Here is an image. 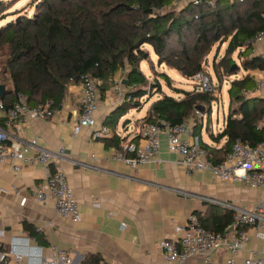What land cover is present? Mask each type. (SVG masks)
<instances>
[{
  "label": "trees",
  "instance_id": "trees-1",
  "mask_svg": "<svg viewBox=\"0 0 264 264\" xmlns=\"http://www.w3.org/2000/svg\"><path fill=\"white\" fill-rule=\"evenodd\" d=\"M173 1L41 0L37 14L0 27V55L7 59L1 112L7 114L18 96L33 108L51 101L56 110L65 101L67 87L80 84L83 76L102 83L101 89L119 78L126 81L121 85L124 98L105 121L110 128L128 110L140 108V101L150 97L151 86L160 98L150 105L144 124L183 125L191 120V132L213 165L221 164L237 141L257 146L264 140V99L247 94L254 88L249 73L264 71V60L254 55L251 45L253 37L264 31V0H214V6H209V0H200L179 9L172 8ZM3 11L5 4L0 2V15ZM223 44L217 65L213 58L214 77L221 81L223 72L235 77L239 70L243 75L230 83L225 126L214 134L208 127L214 94L196 87L191 91L171 88L169 76L158 69L166 67L188 80L199 72L209 76L204 71L207 56L215 45L214 53H219ZM234 54L238 66L232 59ZM143 63L152 80L141 69ZM160 79L172 89V95L162 92ZM198 106L204 108V127L211 141L217 144L225 139L219 148L201 141L203 124L197 119ZM122 143L115 135L109 141L117 150ZM209 208L204 216L196 214L201 226L211 232L222 231L231 222V212L218 206ZM23 228L39 247L47 246L34 227L24 224ZM6 252L0 246V254Z\"/></svg>",
  "mask_w": 264,
  "mask_h": 264
},
{
  "label": "crops",
  "instance_id": "crops-1",
  "mask_svg": "<svg viewBox=\"0 0 264 264\" xmlns=\"http://www.w3.org/2000/svg\"><path fill=\"white\" fill-rule=\"evenodd\" d=\"M253 53L264 60V43L254 45ZM145 65H141L142 70ZM259 73H249L254 88L247 95L264 99V89L254 91L252 76ZM145 76L152 80L150 72ZM118 80L115 78L104 89H101L102 83L97 87L99 109L96 120L100 125L106 126L105 121L120 105L115 89ZM79 99L80 85L71 84L62 106L54 110L50 119L42 121L25 117L17 127H7V114L0 110V129L11 139L28 141L36 138L41 147L53 154L51 166L63 170L81 214V222L70 224L57 217L51 201L45 206L37 203L33 190L46 179V171L41 165H22L14 161L0 163V246L4 249L8 250L9 241L15 237L29 238L30 244L38 246L23 228L24 224H29L43 235L47 243L46 247L38 246L45 257L56 259L57 254L65 253L72 264H167L159 248L160 242L176 239L178 235L174 227L184 224L189 215L208 213L210 205L204 202L205 198L245 209L255 208L264 198L259 191L248 190L239 182L223 184L207 172L186 174L178 164L180 156L169 151L163 133L159 137V162L130 168L116 159L117 147L109 141L115 135L119 144L125 141L141 143L137 131L144 125L150 106L141 116L140 108L128 110L116 120L112 129L106 126L109 130L107 137L96 139L89 128L73 136L72 124L80 113ZM227 103L229 113V99ZM133 111L138 114L130 117ZM228 113L214 134L222 132ZM197 115L203 124L201 138L203 130L209 134L204 127L207 118ZM212 115L213 112L211 118ZM192 123L191 120L186 123L187 130L191 131ZM208 123L210 129L211 122ZM187 137V134L183 135V138ZM224 142L225 139L215 144L210 139V142L203 143L219 148ZM26 156L33 154L30 152ZM15 167H18L17 171ZM248 234L250 239L238 253L239 260L244 259L249 251L258 252L262 248V242L253 236V231L249 230ZM227 258V253L220 252L211 264H221ZM0 264L15 263L7 259L6 263ZM185 264L203 262L191 258Z\"/></svg>",
  "mask_w": 264,
  "mask_h": 264
},
{
  "label": "built area",
  "instance_id": "built-area-1",
  "mask_svg": "<svg viewBox=\"0 0 264 264\" xmlns=\"http://www.w3.org/2000/svg\"><path fill=\"white\" fill-rule=\"evenodd\" d=\"M200 0H174L172 8L179 9L186 4L197 5ZM242 3L243 0H230ZM209 6H214V0L208 1ZM264 43V31L258 33L251 40V45ZM255 80V90L264 89V72L252 76ZM192 81L197 83L196 88L203 93H215V87L206 74H195ZM96 82L91 76L85 75L80 82V113L72 124L73 136H77L83 129H91L92 136L96 139L109 135L106 126L98 124L96 114L99 109ZM121 81L115 82L117 98L123 102L124 91ZM130 99H126L129 102ZM2 105L0 104V109ZM52 102L48 101L41 108L30 107L25 99L18 96L12 108L7 112V127H17L25 117L46 121L53 116ZM158 124H144L137 133L141 143L132 141L122 143L116 152V159L121 160L132 169L147 164H157V155L160 147V135L163 133L167 139L168 149L180 156L178 164L190 175L195 172H207L212 177L219 179L223 184L239 182L248 190H256L264 195V140L255 147L244 145L237 141L226 155L225 160L219 165H213L208 160V154L200 145L199 139L187 130L186 124L171 125L169 122ZM187 134V138L183 135ZM33 156L27 157V153ZM93 157V156H92ZM53 154L41 147L36 138L28 141L11 139L8 133L0 129V163L7 161L19 162L22 165L39 164L46 171L43 184H38L33 190L38 204L45 206L51 201L58 218L70 224L81 222L78 202L72 190L66 183L63 170L58 166H51ZM94 158V157H93ZM18 167H15L17 171ZM208 205L218 206L232 214L231 222L222 231L211 232L203 228L196 214L188 216L184 224L176 225L174 232L178 235L171 241H162L159 248L167 264H185L191 258L200 259L203 264H211L215 256L224 252L228 258L221 264H264V198L253 209L240 208L229 202H221L205 198ZM253 231V236L262 242L260 251H249L248 255L239 260L237 255L244 249L250 239L248 231ZM2 233L0 232V235ZM7 259L15 264H72L65 253L57 254V258L45 257L43 250L30 244L29 238H12L5 254H0V263Z\"/></svg>",
  "mask_w": 264,
  "mask_h": 264
},
{
  "label": "rangeland",
  "instance_id": "rangeland-1",
  "mask_svg": "<svg viewBox=\"0 0 264 264\" xmlns=\"http://www.w3.org/2000/svg\"><path fill=\"white\" fill-rule=\"evenodd\" d=\"M0 2H3L5 4V11L0 15V27L6 26L8 23L18 22L24 17H32L33 15L37 14L39 11V7L41 5V0H0ZM226 44H223L221 46V49L219 53L215 54V48L217 45L213 46L210 54L207 56V63L204 65V71L208 72V75L211 79L212 85L216 87V92L214 93V97H216V101L212 102L211 108H212V118L210 116L209 122H211L210 130L214 133L217 131V127L220 128L222 126V119L223 116L228 113V103H227V91L229 89V84L231 81L237 78H240L241 76V70H239L237 76L235 77H228L224 72L221 75V81H218L214 74L212 73V62L213 58L215 59L214 64H218L220 61V58L223 53V49L225 48ZM3 55V54H2ZM217 55V56H216ZM155 61V57H153ZM232 59L235 60V64L238 66L240 62L235 57V54L232 55ZM6 57L3 55H0V85H2L3 81L7 78L6 76V69L4 68ZM143 71L145 74H147L148 66L143 67ZM158 72L160 73H166L170 78V85L171 88H182L187 91L193 90L197 83L192 80L183 79L181 78L175 71L170 70L166 67H161L158 69ZM160 87L162 89V92L167 95H172V89H170L166 82L163 79H160ZM156 91L152 92V89L149 90L150 97H146L142 99L141 107H140V116L145 113L147 108L158 98H160L159 94H155ZM219 100V102H218ZM236 104H233L232 108H235ZM217 108H219V114L216 115ZM138 114L137 111L131 112L129 115L136 116ZM128 115V116H129ZM198 118V115H197ZM122 122L119 124V128L121 127ZM201 139L203 142H210L209 136L206 134V132L203 130Z\"/></svg>",
  "mask_w": 264,
  "mask_h": 264
},
{
  "label": "water",
  "instance_id": "water-1",
  "mask_svg": "<svg viewBox=\"0 0 264 264\" xmlns=\"http://www.w3.org/2000/svg\"><path fill=\"white\" fill-rule=\"evenodd\" d=\"M121 84H122V85H123V84H126V81H125V80L122 81ZM150 89H151V86L149 87V90H150ZM4 92H5V87H4L3 85H0V97L3 96ZM59 110H60V109H59ZM195 110H196L199 114H201V115H202L203 112H204V108L201 107V106L196 107ZM158 126L160 127L159 124H158Z\"/></svg>",
  "mask_w": 264,
  "mask_h": 264
}]
</instances>
